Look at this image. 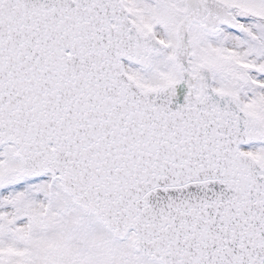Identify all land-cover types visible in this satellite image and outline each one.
<instances>
[{
  "label": "snow or ice",
  "instance_id": "snow-or-ice-1",
  "mask_svg": "<svg viewBox=\"0 0 264 264\" xmlns=\"http://www.w3.org/2000/svg\"><path fill=\"white\" fill-rule=\"evenodd\" d=\"M0 264H264V0H0Z\"/></svg>",
  "mask_w": 264,
  "mask_h": 264
}]
</instances>
